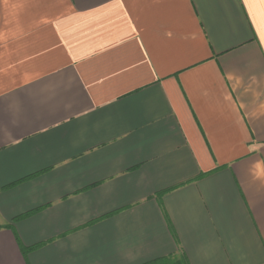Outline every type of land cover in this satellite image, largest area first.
Instances as JSON below:
<instances>
[{
  "label": "crops",
  "instance_id": "1",
  "mask_svg": "<svg viewBox=\"0 0 264 264\" xmlns=\"http://www.w3.org/2000/svg\"><path fill=\"white\" fill-rule=\"evenodd\" d=\"M264 264V0H0V264Z\"/></svg>",
  "mask_w": 264,
  "mask_h": 264
},
{
  "label": "trees",
  "instance_id": "2",
  "mask_svg": "<svg viewBox=\"0 0 264 264\" xmlns=\"http://www.w3.org/2000/svg\"><path fill=\"white\" fill-rule=\"evenodd\" d=\"M153 264H177V263H173L169 259H160L153 262Z\"/></svg>",
  "mask_w": 264,
  "mask_h": 264
}]
</instances>
